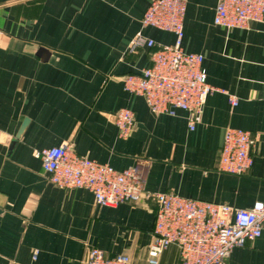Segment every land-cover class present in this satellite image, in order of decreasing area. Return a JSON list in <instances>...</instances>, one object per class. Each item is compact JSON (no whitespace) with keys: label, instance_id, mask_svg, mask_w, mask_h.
I'll return each instance as SVG.
<instances>
[{"label":"crops","instance_id":"0c3cea01","mask_svg":"<svg viewBox=\"0 0 264 264\" xmlns=\"http://www.w3.org/2000/svg\"><path fill=\"white\" fill-rule=\"evenodd\" d=\"M150 1L0 0V264H85L91 247L148 264L155 201L101 206L87 189L52 184L33 152L63 142L118 170L147 160L150 191L236 208L264 201V22L227 29L213 23L217 0H187L181 46L202 54L207 82L226 91L208 95L189 129L187 111L154 114L123 89L124 74L150 64L146 47L128 52L138 32L161 45L175 40L141 27ZM122 107L135 115L124 139L114 124ZM227 126L255 136L243 175L218 169ZM179 259L171 245L158 264ZM226 262L264 264V230Z\"/></svg>","mask_w":264,"mask_h":264},{"label":"built area","instance_id":"2783aa9c","mask_svg":"<svg viewBox=\"0 0 264 264\" xmlns=\"http://www.w3.org/2000/svg\"><path fill=\"white\" fill-rule=\"evenodd\" d=\"M187 0H151L141 17V27H153L174 34L171 45H161L138 32L130 41L128 52L146 47L150 64L138 72L124 74L123 89L144 98L154 114L189 113V129L211 93L225 92L209 84L203 67V55L187 52L182 46L183 17ZM251 22H264V0H217L213 23L224 28H246ZM231 106L237 98L229 95ZM114 124L119 138H127L135 125L129 107L115 112ZM255 136L248 130L225 127L220 142L218 169L243 175L251 167ZM49 182L63 188L89 190L95 203L115 206L141 198L156 203L153 241L147 248L148 264H158L160 254L169 246L179 251V264H227L231 250L259 237L264 230V201L250 208L187 198L171 191H150L147 181L148 161L118 170L75 152L63 142L34 150ZM34 251L32 257H36ZM85 264H131L129 255L108 257L97 248L88 249Z\"/></svg>","mask_w":264,"mask_h":264}]
</instances>
